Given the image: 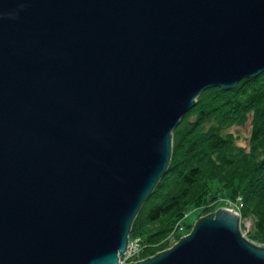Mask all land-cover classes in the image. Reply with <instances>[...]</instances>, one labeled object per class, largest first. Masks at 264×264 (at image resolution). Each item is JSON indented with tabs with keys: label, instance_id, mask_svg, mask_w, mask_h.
<instances>
[{
	"label": "water",
	"instance_id": "water-1",
	"mask_svg": "<svg viewBox=\"0 0 264 264\" xmlns=\"http://www.w3.org/2000/svg\"><path fill=\"white\" fill-rule=\"evenodd\" d=\"M264 73V0H0V264H119L204 90ZM127 264H264L224 206Z\"/></svg>",
	"mask_w": 264,
	"mask_h": 264
},
{
	"label": "trees",
	"instance_id": "trees-1",
	"mask_svg": "<svg viewBox=\"0 0 264 264\" xmlns=\"http://www.w3.org/2000/svg\"><path fill=\"white\" fill-rule=\"evenodd\" d=\"M246 123L249 136L242 146L231 129ZM237 198L240 227L250 224L246 238L264 246V73L197 96L172 131L167 170L137 212L129 238L140 240V258L154 256L171 246L170 233L176 242L192 230L182 220L193 208L201 217L220 201Z\"/></svg>",
	"mask_w": 264,
	"mask_h": 264
},
{
	"label": "built area",
	"instance_id": "built-area-1",
	"mask_svg": "<svg viewBox=\"0 0 264 264\" xmlns=\"http://www.w3.org/2000/svg\"><path fill=\"white\" fill-rule=\"evenodd\" d=\"M225 200H227L229 202V205L226 206V204H225L224 207L229 208V209H233L239 213V209L241 207L240 198H237V200L234 202L230 201L229 199H225ZM239 215H240V213H239ZM240 222H241V219H240ZM249 229H250V224H248V222L245 221L243 224V228L240 227V232L243 236H245V234L247 233V231H249ZM173 233L174 232L170 233L168 236L172 242H174ZM142 251L143 250L141 247L140 240L139 239H130L128 237L127 248H126V251L124 252V256H123L122 260L119 261V264H127L130 262L143 260L144 258H140Z\"/></svg>",
	"mask_w": 264,
	"mask_h": 264
},
{
	"label": "rangeland",
	"instance_id": "rangeland-1",
	"mask_svg": "<svg viewBox=\"0 0 264 264\" xmlns=\"http://www.w3.org/2000/svg\"><path fill=\"white\" fill-rule=\"evenodd\" d=\"M235 135L238 136V142L240 145L242 146H246L247 144V139H248V136H249V130H250V126L248 123H246L245 125L243 126H238V127H235V128H232L231 129ZM216 186H217V182L216 181H213L211 184H210V187H211V193H215L216 192ZM225 193H221L220 196H223ZM226 206L229 205V202L227 200L224 201ZM232 205V204H231ZM221 206H224L223 205V201H220L219 205H217L216 208H214L213 210H211L212 212H214L216 209H218L219 207ZM233 206V205H232ZM199 208H193L182 220V223L183 224H191L193 225L195 223V221L199 218L198 214H199ZM249 224V222H248ZM246 235V234H245ZM246 237V236H245ZM175 243L174 242H171V246Z\"/></svg>",
	"mask_w": 264,
	"mask_h": 264
}]
</instances>
